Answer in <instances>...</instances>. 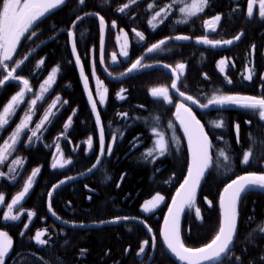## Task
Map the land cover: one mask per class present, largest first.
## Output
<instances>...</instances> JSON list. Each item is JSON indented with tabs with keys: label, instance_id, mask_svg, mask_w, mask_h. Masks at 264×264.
<instances>
[{
	"label": "trees",
	"instance_id": "obj_1",
	"mask_svg": "<svg viewBox=\"0 0 264 264\" xmlns=\"http://www.w3.org/2000/svg\"><path fill=\"white\" fill-rule=\"evenodd\" d=\"M128 2L108 0L105 4L103 0H85L81 5L78 0H67L38 22L34 27L37 35L31 39L22 38L13 54L14 61L28 57L18 74L29 80L32 92L26 93L25 102L9 125L0 130V145L29 108L28 102L40 94V85L56 66L59 67L56 80L43 99L33 106L29 129L38 122L55 96H60V101L55 116L39 132L38 138L28 141L29 131H26L9 160L0 164V172L11 175L12 160L18 157L24 160V165L16 169L19 175L15 180L0 177V194L6 197L0 207V230L12 239L4 264H179L167 252L160 234L168 204L189 164L187 140L174 115L178 102L190 107L205 126L212 143L209 154L213 161L196 194V206L203 219L197 220L195 209H186L180 219L181 239L186 247H202L215 235L220 219V194L231 180L249 172L264 173V143L260 142L264 140V121L260 120L258 110L237 106L199 107L213 94L264 98V19L260 18L257 7H254L253 17L249 18L248 0H210L202 12L185 24L176 23L184 18L179 13L180 5H176L162 15L163 23L157 21L158 26L153 29L148 24L149 19L172 0H136L123 13L117 11ZM149 4L153 5L151 9ZM218 14L222 19L216 24V30L206 29L204 22ZM78 15L83 19L73 26ZM100 16L104 17L106 27L103 64ZM69 29L74 33L72 39L77 46L80 65L100 116L105 142L102 156L99 129L76 66ZM121 29L128 37V56L112 63L110 57L112 53H118L116 35ZM134 29L144 34L143 41L135 35ZM240 33H243L240 39L230 45L213 47L197 42L198 38L232 40ZM178 35L189 39H168ZM160 40H166V43L159 50L148 53L147 49ZM223 57L231 60L224 73L217 67ZM137 59L151 67L138 68L125 75ZM41 60L43 64L37 67ZM8 63L14 66L13 61ZM177 63L186 67L177 81V89L173 90L172 69ZM165 64L169 67L165 68ZM246 67L252 70L251 80L243 78L247 74ZM93 69L96 80L107 89L103 105L96 99ZM3 75L0 69V78ZM161 86L169 89L171 103L150 95V89ZM20 87L17 82H12L0 88V109ZM122 89L124 98L119 100L117 93ZM181 91L192 96L197 104L181 97ZM69 116H72L71 126L65 131L64 124ZM218 117H223L226 127L216 129L208 123ZM248 121L251 123H246ZM236 124L240 126L239 144ZM153 128L164 134L168 143L165 155L153 154L157 157L154 162L152 157L144 155L154 143ZM250 134L255 140L249 139ZM89 137L92 138L91 148L86 143ZM108 143H112L110 155ZM55 145L63 158L71 161L64 167H52ZM249 148L254 156L245 165L241 163L242 154ZM220 149L226 150L228 161L218 156ZM98 156L100 163L89 171ZM35 168H40V172L33 187L15 208V213L22 211L20 219L5 221L3 214L7 203L22 189ZM62 180L65 183L60 184L51 197V206L56 213L53 216L48 207V192ZM157 193L165 198L164 203L150 213L142 212V203ZM29 210L35 213L30 220ZM117 217L129 219L112 222ZM25 224H28L27 229ZM261 227H264V192L249 191L239 204L238 231L231 250V256H239L240 260L225 257L223 264H264ZM42 229L45 230L42 236L47 241L45 245L34 240L37 231ZM145 240L149 242L145 253L137 256L140 244Z\"/></svg>",
	"mask_w": 264,
	"mask_h": 264
},
{
	"label": "snow or ice",
	"instance_id": "obj_2",
	"mask_svg": "<svg viewBox=\"0 0 264 264\" xmlns=\"http://www.w3.org/2000/svg\"><path fill=\"white\" fill-rule=\"evenodd\" d=\"M67 0H0V69L3 70L4 75L0 78V88H3L7 84L12 82H17L18 85H21L20 90L13 94L8 102L0 109V130L6 128L9 125L11 118L15 115L17 109L20 105L25 102V95L28 92H32L29 80L18 74V70L27 60V56L19 61L13 60V54L17 51L18 45L21 43L22 38L31 39L33 36H36L37 33L34 30V27L38 25V22L42 21L48 14L53 10H56L58 7L63 6ZM105 4L108 3V0H103ZM78 3L83 5L85 0H78ZM136 3V0H129L128 3L120 6L117 11L123 13L131 4ZM210 3V0H191V3L186 2V0H172V3L167 5L165 8H161L160 11L155 12V14L149 19L148 24L155 29L158 25L156 21L158 18H161L164 13L169 11L173 6H179V13L184 17L179 19L176 23H188L189 18L196 16L199 12H202ZM150 9L153 7L152 4L148 6ZM259 16L261 19H264V0H259ZM85 15H89L86 13ZM98 15V14H92ZM247 15L249 18H252L254 15V0H248V9ZM83 17L77 16L76 20L73 21V26L77 21L82 20ZM222 19L220 14L216 15L211 21H205V28H211L212 31L216 30V24L219 23ZM163 23V20H160ZM100 25V51H101V63L103 64V52H104V41H105V19L104 17H99ZM55 25H53V28ZM112 27H116L115 21L112 22ZM135 31V29L133 30ZM124 34L126 40V33ZM26 34H28L26 36ZM82 35V34H81ZM135 35L139 37L140 41L145 39L143 33L135 31ZM243 33H240L232 40H208L197 39L198 43H204L211 45L213 47L221 45H230L234 41L239 40ZM74 33L71 29L68 30V37L72 40ZM175 40H188V36L178 35L173 38ZM119 40V37H118ZM166 43V40H160L158 43H154L147 49L148 53L155 52L161 48L162 45ZM127 43L122 47L120 55L127 57L128 52L126 50ZM255 46H253V51ZM72 52L76 56V63L80 65V58L77 55V46L75 41L72 42ZM113 62L116 60L115 54L112 56ZM13 61L14 66L10 65L8 62ZM224 61H219L218 66L220 71L223 72ZM43 64V60L37 63V67H40ZM165 68H168L169 65H163ZM151 67V65H144L141 63V59H137L132 63L131 67L127 70L132 72L138 68ZM185 64L177 63L175 68L172 69V74L174 79L172 80L171 87L177 89V81L180 76L184 74ZM179 70V71H177ZM59 67H53L49 72L48 77L40 85V94L36 95V98L29 101V108L27 109L25 115L21 118L20 122L16 125L15 129L11 133L10 137L4 141V144L0 146V163H3L7 160L9 151L13 149L20 137L24 133L25 129L28 128L29 122L32 120L33 106L36 105L38 100L43 99V94L47 93L52 87V84L56 80ZM244 75L245 80L252 79V70L245 68ZM81 75L83 77V68H81ZM123 75V74H122ZM93 76L95 77V69H93ZM207 79V76H205ZM264 79V77H262ZM229 84L232 83L231 80L227 81ZM97 84H101L97 80ZM85 90H88V81L84 77ZM121 91H124L123 89ZM107 89H104L103 92H98L100 98V103L103 104L105 100ZM120 99L124 97L117 93ZM150 95L154 98H163L166 103H171L169 97V89L167 87H154L150 89ZM179 95L187 101H191L193 104H197V101L193 99L192 96L186 95L184 92H180ZM60 100V97H57L53 101L52 105L46 110L44 116L39 123L36 124L35 129L31 130V137L38 138L37 134L46 123L50 122V117L55 116L53 109L56 107L57 101ZM89 101L92 105V112L96 115L97 126L100 127V153L101 156L105 153V142H104V132L101 127L100 116L97 112L96 103L93 101L91 92H89ZM64 103H67L65 101ZM215 106H237L244 109L258 110L259 118L261 121H264V98H259L256 96H242V95H226V94H213L208 98L207 103L200 104L199 107L202 109H209L210 107ZM175 118L179 121L181 128L184 131L185 136L188 140L190 160L188 164V174L185 177L183 183L177 189L175 196L172 199V204L169 206L168 214L165 217L164 227L161 230V237L166 248L170 251L174 257L183 262V264H223V258L229 257L230 259L240 260L239 256H231L232 245L234 244V238L238 231V221H239V204L243 200V197L249 192L254 190H260L264 192V173L257 174L256 172H249L245 175H239L235 179L231 180L228 183L223 191L220 194L219 207H220V219L218 229L215 232V235L212 237L210 242L204 244L202 247L191 248L186 247L181 239V228H180V214L186 209H195V216L197 220H202V214L199 207L196 206V194L197 188L201 184V181L205 178L207 171L212 165V157L209 154V150L212 148V143L209 140L208 134L205 132V126L201 123L200 120L193 114L192 109L188 107L185 103H176L175 104ZM73 115H75V110H73ZM126 115V114H125ZM72 116H69L68 121L64 124V129H67L71 126ZM212 127L216 129H222L226 127V124L223 120V117H218L217 119L210 120L208 122ZM246 123H251L250 121ZM171 128V122L169 124ZM236 140L237 143H240L239 139V124L234 125ZM153 133L157 137L154 142V147L150 148L144 154L145 157H152L153 162L157 158L154 156V152L158 153L159 156H163L168 151V143L164 134L156 131L153 128ZM63 135V133L61 134ZM173 141H176V137L173 136ZM222 139V137H221ZM250 140H255L251 134L249 135ZM115 137H113V141ZM264 143V140L260 141ZM88 146H92V138L86 141ZM112 152V143L107 144V153L110 155ZM219 157H223L225 161L229 160V156L226 155L225 149H220L218 152ZM254 156V152L251 148L244 151L242 154V164H249ZM71 161L63 159V156L56 158L52 164L53 168L64 167L69 164ZM13 166L22 167L24 165V160L21 158H16L12 160ZM100 163V156L97 157L96 163L92 165V169H95ZM10 172L15 173L11 178L12 180L16 179V176L19 173L16 171L15 167L10 168ZM40 168H35L32 170L31 174L28 175L25 180L22 189L12 197L11 202L7 203V211L4 212L5 221H17L20 219V212L17 210L16 214H13V210L17 205L21 204V201L30 193V190L33 187L34 181ZM5 176V173L0 172V177ZM107 179V176L105 177ZM68 179H72L69 177ZM123 179V177H122ZM65 183V181H60L59 184L53 185V190L48 192L49 197V211L53 216L56 213L53 211L51 206V197L53 191L60 186V184ZM119 187V185H117ZM6 197L3 194H0V203L5 202ZM165 198L157 193L150 200L145 201L141 206L142 210L147 213L154 210ZM211 206V202H208ZM35 215L33 211H27V216L29 220ZM59 218V217H57ZM120 219H129L128 217H117L112 222H118ZM67 223V222H66ZM28 228V224H25V229ZM151 232V228L148 229ZM261 232H264V227L260 228ZM23 235V233H21ZM45 235V231H37L34 239L40 245H45L46 240L41 237ZM251 235V234H250ZM148 241H142L137 252V256H141L145 253L146 246ZM155 245V237H153V246ZM12 247V239L9 237V234L5 231H0V264H4V258L8 253L9 249ZM83 251V250H82ZM126 251H128L126 249ZM264 260V256L261 257Z\"/></svg>",
	"mask_w": 264,
	"mask_h": 264
},
{
	"label": "rangeland",
	"instance_id": "obj_3",
	"mask_svg": "<svg viewBox=\"0 0 264 264\" xmlns=\"http://www.w3.org/2000/svg\"><path fill=\"white\" fill-rule=\"evenodd\" d=\"M186 2H188V3H191V0H186ZM258 4H259V0H254V7H257V9H258V11H259V7H258ZM160 20V18H158V22H160L159 21ZM156 21V22H157ZM123 33H125V31L123 30ZM118 37H119V40H118ZM126 37H127V34H126ZM116 43H117V47H118V53H112L111 54V57H110V59H111V61H112V63H117L118 61H119V59H126L127 57H125V56H122V55H120V53H121V50H122V47L125 45V43H127V48H126V50H127V52H129V42H128V37L126 38V40H125V36H124V34H122L121 33V30L119 31V32H117V35H116ZM113 54H115V56H116V60H115V62H113V60H112V56H113ZM219 61H224L225 63H224V65H223V68H224V71H225V69L227 68V66L229 65V63H231V60L230 59H228L227 57H223V58H221ZM218 61V62H219ZM217 67H218V69L220 70V67L218 66V63H217ZM224 71L222 72V73H224ZM94 86H95V90H96V99H97V101L100 103V98H99V95L97 94L98 92H103L104 91V86L102 85V83L101 84H97V80H96V78L94 77ZM50 90V89H49ZM118 93H120V95H122L123 96V91H120V92H118ZM46 93H44L43 94V96L45 95ZM230 95H242V94H230ZM242 96H245V95H242ZM57 97H60V96H55L52 100H51V102H50V104L44 109V111H43V113H42V115H41V117L39 118V120H38V122L37 123H39L40 122V120L42 119V117L44 116V114H45V112H46V110L52 105V103H53V101L54 100H56V98ZM36 98V97H35ZM34 98V99H35ZM118 99L119 100H121L119 97H118ZM39 101V100H38ZM60 101V100H59ZM59 101H57V103H56V106H57V104L59 103ZM104 102H105V100H104ZM101 104V103H100ZM104 104V103H103ZM102 104V105H103ZM56 107L53 109V111L56 113ZM27 111V110H26ZM26 111L24 112V114L22 115V117L25 115V113H26ZM33 115H34V109H33V112H32V117H33ZM21 117V118H22ZM54 116H52V117H50V121H51V119L53 118ZM21 120V119H20ZM20 120H19V122H20ZM32 121V120H31ZM30 121V122H31ZM18 122V123H19ZM30 122H29V126H30ZM36 123V124H37ZM36 124L33 126V127H31V129H29V126H28V128L27 129H25V131H24V133L26 132V131H29V135H28V141H29V138L31 137V130L32 129H35V127H36ZM48 123H46L45 125H47ZM16 127V126H15ZM15 127H14V129H15ZM13 129V130H14ZM13 130L10 132V134L7 136V138L5 139V140H7L9 137H10V135H11V133L13 132ZM40 131H43V128L41 129V130H39V132ZM39 132H38V134H39ZM24 133H22L21 134V137L24 135ZM38 134H37V136H38ZM21 137H20V139H21ZM19 139V140H20ZM36 138H32L31 140H35ZM157 139V137L154 135V142H155V140ZM4 140V141H5ZM19 142V141H18ZM4 144V142L0 145V146H2ZM154 147V143H153V145H152V148ZM14 149V148H13ZM13 149H11L10 151H9V155H8V158H7V160H5L4 162H6V161H8L9 160V158H10V155H11V153H12V151H13ZM61 152H60V150H59V147L57 146V145H55V148H54V152H53V158H52V162H54V160L56 159V158H59L60 156H61ZM154 155H156V156H158V153H155L154 152ZM63 156V155H62ZM16 159V158H15ZM64 159V158H63ZM3 162V163H4ZM1 164V163H0ZM12 167H15L16 169H17V167L18 166H13L12 165V163L10 164V167H9V170H10V168H12ZM12 173V172H11ZM13 175H15V173H12L11 175H7V174H5V176H3V177H6V178H8L9 180H12V176ZM155 196V195H154ZM151 199V198H150ZM150 199H148V200H150ZM172 199V198H171ZM171 201V200H170ZM11 202V201H10ZM22 202V201H21ZM145 202H143L142 203V205L144 204ZM164 203V200L154 209V210H156L161 204H163ZM170 203V202H169ZM141 205V206H142ZM2 206V203H0V207ZM18 206V205H17ZM16 206V207H17ZM168 206H169V204H168ZM167 209H168V207H167ZM140 210L142 211V212H144L143 210H142V207H140ZM154 210H152V211H154ZM7 211V207L5 208V211L4 212H6ZM151 211V212H152ZM167 211V210H166ZM21 213H22V211H20V216H21ZM145 213V212H144ZM147 213H150V212H147ZM166 213V212H165ZM13 214H16L15 213V209L13 210ZM3 219H4V214H3ZM42 230H44V229H42ZM0 231H2V230H0ZM39 231H41V230H39ZM45 231V230H44ZM35 237V236H34ZM42 239H43V237H41ZM35 240V239H34ZM11 249V248H10ZM10 249H9V251H8V253L10 252ZM8 253L6 254V256L8 255ZM6 256H5V258H6ZM4 258V259H5Z\"/></svg>",
	"mask_w": 264,
	"mask_h": 264
},
{
	"label": "water",
	"instance_id": "obj_4",
	"mask_svg": "<svg viewBox=\"0 0 264 264\" xmlns=\"http://www.w3.org/2000/svg\"><path fill=\"white\" fill-rule=\"evenodd\" d=\"M72 42H73V39L72 40H70V43H71V46H72ZM75 57V62H76V56H74ZM76 66H77V68H78V71H79V74H80V77H81V81H82V85H83V88H84V90H85V85H84V74H83V77H82V75H81V65H77V63H76ZM134 71V70H133ZM132 71V72H133ZM129 73H131V72H128V71H126V73H125V75H127V74H129ZM173 89V88H172ZM174 90V89H173ZM89 92H90V89H89V86H88V90L86 91L85 90V94H86V96H87V99H88V101H89ZM94 101V100H93ZM89 104H90V106H91V109H92V105H91V103H90V101H89ZM95 115V114H94ZM95 119H96V115H95ZM179 122V121H178ZM180 124V123H179ZM98 129H99V133H100V127H98ZM183 130V129H182ZM184 132V131H183ZM185 135V134H184ZM186 137V136H185ZM186 140H187V137H186ZM187 144H188V140H187ZM188 149H189V147H188ZM100 156H101V153H100ZM189 160H190V154H189ZM187 174H188V168H187V172H186V175H185V177L187 176ZM185 177H184V179H185ZM184 179H183V181H184ZM183 181L181 182V184L183 183ZM203 181V180H202ZM202 181H201V183H202ZM230 183V182H229ZM180 184V185H181ZM180 185H179V187H180ZM200 186H201V184L198 186V188H197V191H198V189L200 188ZM178 187V188H179ZM177 188V189H178ZM224 189V188H223ZM177 191V190H176ZM176 191H175V193H174V195H173V197L175 196V194H176ZM223 191V190H222ZM173 197H172V199H173ZM172 199H171V201H170V203H169V206H171V204H172ZM220 199V198H219ZM169 206H168V209H169ZM168 209H167V211H166V213H165V215H164V218H163V221H162V225H161V230L163 229V227H164V221H165V217H166V215L168 214ZM182 214H183V212L180 214V219H181V216H182ZM161 230H160V234H161ZM161 240H162V242H163V239H162V237H161ZM164 244V243H163ZM165 246V245H164ZM165 248H166V246H165ZM166 250H167V252L176 260V261H178V263L179 264H183V262H181V261H179V260H177L175 257H174V255L173 254H171L170 253V251L166 248Z\"/></svg>",
	"mask_w": 264,
	"mask_h": 264
}]
</instances>
